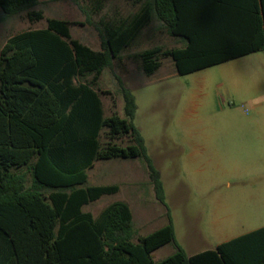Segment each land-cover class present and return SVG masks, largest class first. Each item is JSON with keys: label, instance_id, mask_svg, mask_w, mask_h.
Wrapping results in <instances>:
<instances>
[{"label": "trees", "instance_id": "trees-1", "mask_svg": "<svg viewBox=\"0 0 264 264\" xmlns=\"http://www.w3.org/2000/svg\"><path fill=\"white\" fill-rule=\"evenodd\" d=\"M131 1L139 5L135 13L97 24L98 50L71 37L70 26L85 23L49 18L45 29L11 36L0 51V264H232L230 245L242 237L189 256L171 220L135 242L127 203L115 202L97 217L84 212L119 191L86 186L87 172L99 160L140 157L156 199L166 205L161 174L133 124L134 96L116 75L125 117H105L100 78L154 18L184 46L134 54L148 76L163 58L182 76L264 52V0ZM94 2L97 15L104 1ZM39 3L0 0V8L8 16L26 12L33 23L45 19L34 10ZM20 169L26 171L19 175ZM169 243L176 251L155 262L151 254Z\"/></svg>", "mask_w": 264, "mask_h": 264}, {"label": "rangeland", "instance_id": "rangeland-1", "mask_svg": "<svg viewBox=\"0 0 264 264\" xmlns=\"http://www.w3.org/2000/svg\"><path fill=\"white\" fill-rule=\"evenodd\" d=\"M103 1L104 8L95 15L94 0H40L34 10L42 11L45 19L33 23L26 12L8 16L0 8V48L11 35L44 28L52 18L85 23L71 25V37L98 50L100 20H118L139 9L131 0ZM183 46L154 18L99 81L107 116L125 117L116 75L134 96L133 124L161 174L166 205L156 199L139 157L96 161L86 186L116 185L119 191L84 211L97 217L115 202L127 203L134 216L135 242L171 220L176 243L193 255L244 232L250 220L264 218V52L182 76L170 58H163L150 76L132 58L157 47ZM175 251L174 243H169L151 257L159 262Z\"/></svg>", "mask_w": 264, "mask_h": 264}, {"label": "crops", "instance_id": "crops-1", "mask_svg": "<svg viewBox=\"0 0 264 264\" xmlns=\"http://www.w3.org/2000/svg\"><path fill=\"white\" fill-rule=\"evenodd\" d=\"M119 19H121L120 16H119ZM45 28L46 27L41 28V29H30V30H42ZM26 31H28V30H26ZM26 31H23V32H26ZM23 32H19V33L14 34V35H18V34H21ZM14 35H11V36H14ZM10 37H8L1 44L0 51H1L2 47L4 46V44L6 43V41ZM101 102H102V106H103L104 116L108 117L106 115L105 104H104V101L102 99V95H101ZM25 171H26L25 169H20L17 171V174L21 175ZM88 172H89V170H88ZM83 211H84V208H83ZM84 212H86V211H84ZM133 221H134V216H133ZM134 225H135V223H134ZM240 237L243 238L242 241H236L235 243H232V245H230V254L232 257V259H231L232 264H264V218L256 217L255 219L250 220L248 225H247V228L244 232L236 234L234 236H231L230 238H228V240H226L222 243L231 242L233 240H237ZM222 243H220V244H222ZM213 249H215V247L203 250L201 252L213 250ZM201 252H198V253H201ZM198 253H195V254H198ZM189 256H191V255H189Z\"/></svg>", "mask_w": 264, "mask_h": 264}]
</instances>
